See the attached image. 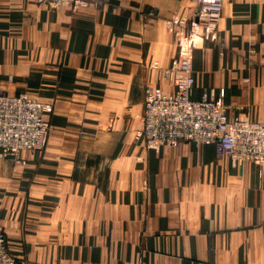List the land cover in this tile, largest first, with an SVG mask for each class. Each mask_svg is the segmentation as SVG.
Masks as SVG:
<instances>
[{
	"label": "crops",
	"instance_id": "0c3cea01",
	"mask_svg": "<svg viewBox=\"0 0 264 264\" xmlns=\"http://www.w3.org/2000/svg\"><path fill=\"white\" fill-rule=\"evenodd\" d=\"M194 0H100L53 10L0 0V90L53 108L45 148L0 155V226L28 264H264V164L214 144L147 150L144 90L177 54L167 20ZM156 66V67H153ZM191 98L264 121V0H224L193 54Z\"/></svg>",
	"mask_w": 264,
	"mask_h": 264
},
{
	"label": "built area",
	"instance_id": "2783aa9c",
	"mask_svg": "<svg viewBox=\"0 0 264 264\" xmlns=\"http://www.w3.org/2000/svg\"><path fill=\"white\" fill-rule=\"evenodd\" d=\"M33 1L53 10L76 11L83 3L100 0ZM223 1L194 0L193 14L167 20L177 54L170 66L162 70V76L172 82L173 89L165 92L160 87L145 88L142 127L136 131L135 140L153 151L182 142L214 144L217 156L228 157L233 166L244 161L264 164V121L229 118L223 95L204 93L199 100L191 98L195 82L193 54L199 40H216ZM52 112L50 105L25 95H6L0 90V148L11 153L40 148L45 144L50 128L47 116ZM26 263L7 252L0 229V264Z\"/></svg>",
	"mask_w": 264,
	"mask_h": 264
},
{
	"label": "rangeland",
	"instance_id": "374dc122",
	"mask_svg": "<svg viewBox=\"0 0 264 264\" xmlns=\"http://www.w3.org/2000/svg\"><path fill=\"white\" fill-rule=\"evenodd\" d=\"M5 94V93H4ZM7 95V94H6ZM18 95H25V94H18ZM10 96H16V95H10ZM25 96H27V95H25ZM28 97V96H27ZM29 98V97H28ZM30 99H32V98H30ZM33 100H35V99H33ZM37 101V100H36ZM49 126H50V122H49ZM49 130H50V128H49ZM48 135H49V131H48ZM48 135H47V138H46V140H45V144H43L40 148H35V149H31V150H27V149H22V150H17L16 152H14V153H11V152H4L1 148H0V155L1 156H3V157H9V158H12V159H15V160H21L20 159V155H21V153L22 152H24V151H29V152H36V151H41V150H43L44 148H45V146H46V144H47V140H48ZM0 229H1V231L3 232V234H4V238H5V233H4V231H3V228L0 226ZM5 244H6V248H7V243H6V238H5ZM7 252H8V250H7ZM9 253V252H8ZM13 258H15L16 260H18V261H20V260H22V259H19V258H16L15 256H13L11 253H9ZM25 261V260H24ZM26 264H28V263H26Z\"/></svg>",
	"mask_w": 264,
	"mask_h": 264
}]
</instances>
